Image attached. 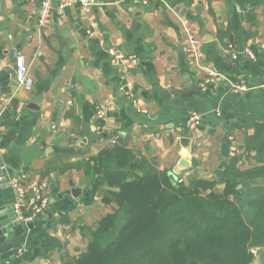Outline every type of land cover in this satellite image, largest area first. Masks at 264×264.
Returning a JSON list of instances; mask_svg holds the SVG:
<instances>
[{"label": "crops", "instance_id": "1", "mask_svg": "<svg viewBox=\"0 0 264 264\" xmlns=\"http://www.w3.org/2000/svg\"><path fill=\"white\" fill-rule=\"evenodd\" d=\"M38 10L39 0H0V162L8 178L0 224L14 220V182H45L49 200L34 227L15 226L5 264H62L86 249L97 221L118 209L106 178L138 174L112 166L87 173V159L105 148L131 149L173 182L216 180L232 156H241V170L255 164L244 143L264 122V4L250 21L235 0H103L88 13L77 5L60 13L54 3L43 29ZM15 54L28 65L30 90L15 80ZM210 70L214 80L201 88ZM242 80L247 89L231 92ZM129 83L130 93L120 89ZM192 110L203 113L196 128L186 125ZM255 249L261 260L251 264H264V246Z\"/></svg>", "mask_w": 264, "mask_h": 264}, {"label": "trees", "instance_id": "2", "mask_svg": "<svg viewBox=\"0 0 264 264\" xmlns=\"http://www.w3.org/2000/svg\"><path fill=\"white\" fill-rule=\"evenodd\" d=\"M235 1L250 21L254 7L264 4ZM244 150L254 152L253 166L241 170V156H232L218 179L192 176L187 183L173 182L131 149L101 150L87 159V173L112 166L138 174L126 181L106 178L105 193L118 209L102 216L86 249L62 264H251V249L264 246V184L256 181L264 183V122L253 125ZM216 183L223 184L219 192Z\"/></svg>", "mask_w": 264, "mask_h": 264}, {"label": "built area", "instance_id": "3", "mask_svg": "<svg viewBox=\"0 0 264 264\" xmlns=\"http://www.w3.org/2000/svg\"><path fill=\"white\" fill-rule=\"evenodd\" d=\"M103 0H39V10L37 23L39 28H46L50 24L51 20V9L55 3L58 12L62 13L65 8L77 5L81 8V10L85 13H88L93 7L102 4ZM195 41L191 39L190 44L187 49L189 51L194 50ZM228 50L231 52L232 58H236L239 52L234 51L230 44H227ZM243 52L248 54L251 58L254 57V54L249 49H244ZM114 58L120 59L123 58L121 53H117L114 51L110 52ZM13 70L15 80L21 88L24 90H30L33 85V79L29 73L28 65L25 62L24 56L21 54H15L13 58ZM215 72L209 71L208 78L204 80L201 84V88H204L208 82L214 80ZM127 89L122 86L120 89L125 93H130V83L126 85ZM246 83L244 81H240L239 83L232 84L230 87V91L233 93H239L247 89ZM264 90V83L260 86ZM5 99L0 100V104ZM1 108V107H0ZM96 116L99 119H105L106 113L102 108H98L96 110ZM1 116V109H0ZM203 113L199 111L192 110L188 114V118L186 121V125L188 128H196L202 121ZM1 127V126H0ZM13 187L16 191V195L14 200L11 203V211L13 214V218L18 223H29L34 222L38 219L39 216L43 215L45 210H47L48 206V197L43 193L46 187V183H40L36 185H31L27 187L22 183L14 182ZM251 252L253 254L256 253V249L252 248Z\"/></svg>", "mask_w": 264, "mask_h": 264}, {"label": "water", "instance_id": "4", "mask_svg": "<svg viewBox=\"0 0 264 264\" xmlns=\"http://www.w3.org/2000/svg\"><path fill=\"white\" fill-rule=\"evenodd\" d=\"M182 165L185 164V161H181L180 162ZM5 170L2 168L1 166V162H0V183H5L7 181V176L4 175ZM217 174L220 175L221 171H217ZM168 176L171 178V180L175 181L176 177L172 174V173H168ZM73 192V191H72ZM44 214H48V210H45ZM36 221L34 222H29L26 224L23 223H18L15 220H10L8 221L7 224H0V264H5V261L11 257L14 253V244H13V237L15 235V226H18V224H20V226L23 229H31L32 227H34L36 225ZM257 260H261L260 257L256 258ZM256 259L253 260L254 263H256Z\"/></svg>", "mask_w": 264, "mask_h": 264}]
</instances>
